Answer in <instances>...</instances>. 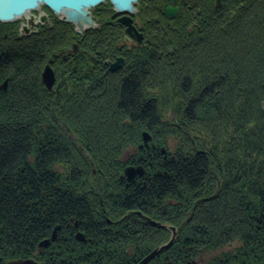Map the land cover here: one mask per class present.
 <instances>
[{
	"label": "trees",
	"instance_id": "1",
	"mask_svg": "<svg viewBox=\"0 0 264 264\" xmlns=\"http://www.w3.org/2000/svg\"><path fill=\"white\" fill-rule=\"evenodd\" d=\"M199 2L203 18L183 30L176 57L132 58L117 81L97 69L67 108L33 74L43 43L13 63L0 55L15 90L0 93V264L33 258L58 226L69 242L59 231L42 264H138L172 235L140 213L177 228L149 264H264V0ZM109 9L94 12L107 23ZM106 23L87 32L100 60L118 55ZM143 125L156 146L125 159ZM128 166L147 173L121 183Z\"/></svg>",
	"mask_w": 264,
	"mask_h": 264
},
{
	"label": "rangeland",
	"instance_id": "2",
	"mask_svg": "<svg viewBox=\"0 0 264 264\" xmlns=\"http://www.w3.org/2000/svg\"><path fill=\"white\" fill-rule=\"evenodd\" d=\"M219 1H220V5H217V0H213V2H214L213 6L215 8H221L222 7V4H223V1L224 0L222 2H221V0H219ZM167 2H169V0H152L151 2H146L145 1V3L143 4L139 0L137 2V4H136V11L133 13V15L137 13L138 14V16L136 18L137 21L140 23V25H142V24L145 25V24L148 23V20L149 19L151 21L154 20V17H150V16H155V15H157L160 12V10H158V6L159 7H164ZM215 2H216V4H215ZM201 4L202 3L199 2V3H197L195 5L194 0H186L184 2V5H186L188 7L187 10H189V8H190V11H192L195 15H197V17H198L197 19L199 21H201V19L203 18L202 17L203 11H199V8L201 6H203ZM101 5H99V6H101ZM99 6H97V7H99ZM97 7H95V8H93V9L90 10L91 15L93 17H95L96 26L95 27H90V26L89 27H86L83 31H80V29L74 23L66 22V20H65V18H64L63 15L56 14L55 12H53L52 10H50L49 8H47L45 6H41L39 9L33 11L32 14L44 12L42 10L45 9V8H47L48 9V13L51 12L53 14V16L56 18V20L54 21V24H53L54 27L49 28V26H44V27L41 28L40 31L42 33H40V34H39L40 31H39L36 34H31L29 36H25L26 34L24 33V31L21 30L20 22L27 20V17H23V18H20L18 20L12 21V22H1L0 21V55L2 56V58L5 57L7 60H9L10 63H13L11 61L14 60V59H19L20 58V60H21L22 55H24L22 52H24V51L27 52V50H30L31 48L39 49L40 46H41V44L43 43L42 46H41V48H44L47 51V53L44 54V57L43 58L38 59V61L35 60L38 63L36 65V68L38 69V71H37V73L35 72L33 74H37L36 76L38 78L39 86H41L42 90L48 91L42 85V82H41V79L43 78L42 77V73L44 74L45 69H46V66H49V65L46 64V63H48L47 60L49 58L52 59L54 56L61 55L62 53H64L66 51L67 48H71L72 47V44H73V47L71 48V52L77 53V52H75V50H73L75 45L78 46V44H76V42L79 39H82V38H85V40H88V37H87V32L88 31L101 28L102 24L103 23L104 24L106 23V22H101L99 20V18L95 15V12L94 11H95V9ZM139 8H141V11H138ZM111 9L112 10H110V9L109 10L111 12L112 19L109 20L106 23L108 25V28L103 33H105V34L107 33V34H109L110 36H112L114 38V30H113L114 28L113 27H114V24H116V20L114 19V15L115 14H120V13H118L114 9V6L113 5H112V8ZM114 12H115V14H114ZM185 12H186V10H185ZM183 14H184V12L181 11V13L177 16L178 19L176 18L177 19L176 20L177 21L176 25L179 26V30H180V34L181 35L183 33V29H187V28L190 29L191 28V30H194L197 27L196 25H193V21L194 20L190 16V14H192V13H190L187 16H184ZM188 25H190V27H188ZM182 27H183V29H182ZM5 30H7V31H5ZM116 31L118 33L116 36L118 38H120L121 35H122V28H120L119 26H117L116 27ZM173 39L175 41L174 46H176L179 43V41H180L179 39L180 38L178 36H173ZM88 42L89 41H87V44L86 45H87L88 51H90L91 48L88 45L89 44ZM85 43H86V41H85ZM114 46L117 47V44H114ZM123 48H124L125 51L130 52V51L127 50V47L126 46H124ZM114 52H116V54H119L118 56H120V58L125 57L126 63L124 64V66L120 70L118 69V70H115V71H112L111 70V66H110V71L111 72H109L108 71V68H107L108 66L106 67L105 64H103V60H100V61H102V63L99 66V68H100V75L104 74L102 77L107 78L106 81H108V79H110V78L111 79L114 78L117 81L121 77L119 73H121V72H123L125 70H126V72L132 71V69H131L132 67L131 68L129 67V69H127L129 62H130V60L132 61V59L129 58V56H127V54H123V52H121L119 48L117 50H114ZM144 56H147V54H144ZM113 58H115V57L113 56ZM20 60L17 61V63H18L17 65L23 64ZM141 62H144V59L143 60L141 59ZM103 66H105V67H103ZM7 75H9V73H7V74L5 73V75H4V72L0 71V79L1 80L2 79L3 80L4 79H6V80L9 79L10 77H8ZM92 77H93V75H92ZM92 82H93L92 79H89V81L87 82L88 83V85H87L88 88L83 89V87H81V90L79 91L78 90V87H77L76 90H78L79 92H86L89 89V87L91 86ZM4 85L1 87L0 93H2V94H6V93L10 94V93H14L15 92V90L12 89L11 86H9V89H7V85H6V87ZM47 88H49V90H51L52 89V85H51V87H47ZM72 89L73 88H71L70 90H72ZM150 89H151V87L149 86L148 87V91H151ZM49 92H51L52 97H54V100L56 98V101H53V102L59 108H67L68 103L65 101L66 100V97L67 96H72L75 93V92H73V90H72V92H70V94H68V93H64V94H62V93H56L54 91H49ZM9 96H7V97H9ZM61 101H63V102H61ZM50 104L53 105V103H50ZM0 106H2L1 103H0ZM138 128H139V130H138L139 131V133H138V139L140 138L139 139V144H138V146L137 145L136 146H128L127 151H125L124 154H123V156H124L125 159L133 156L137 152L136 150H137L138 147L141 150L144 151L145 149H147V150L148 149L151 150L152 148L154 149V147L156 146V143H155L156 141H154V139L151 136V135L154 136L153 132L150 131V130H148L145 125H143L141 127L138 126ZM145 134L150 135L151 136V139H149L148 141H145V136H144ZM172 144H173V142L171 141V146H172ZM80 148H81V150H83L82 147H80ZM161 148H162L161 150L163 151V153L166 154L167 148L164 145H162ZM128 167H130V166H128ZM128 167H126V168H128ZM134 167H139V166H134ZM126 168L124 169L123 174L118 178V181L121 182V183H124V182L125 183H131V182H128L127 181V178H123L124 177L123 175L125 174ZM92 171L95 174L96 180H98L100 176H101V178L104 176V175H102L100 173L101 172V169H99L98 167H96V165H94L93 163H92ZM146 173L147 172L145 170V173L143 175L138 174L134 179H136L137 177H142V176L146 175ZM99 174H100V176H99ZM111 188H113V187L111 186ZM110 194H111V192H109V195ZM98 195L101 197L99 199L101 201L100 204L103 207H105L107 204H106V200H104L105 198H102V197H104L103 192L102 191L101 192H98ZM140 215H142L144 218L145 217H148L147 215H143L142 213ZM150 219H152V218H150ZM145 220L147 221L146 218H145ZM153 221H156V220H153ZM108 222L111 223L112 221H108ZM156 222H158V221H156ZM158 223H160V222H158ZM109 225L110 226H108L106 228V231L107 230L110 231V230H112V227H114V226H111L112 224H109ZM164 225H167V224H164ZM154 227L164 228V227H159V226H154ZM171 227H174V226H171ZM164 229H167L168 230L169 228L168 227H165ZM176 230H177V228H176ZM59 231H61V235L60 236L63 237L64 234L66 235V232L68 230H66V229L65 230L64 229L61 230V227L60 226H58L57 228H55L53 230L52 235L50 236V238L49 239H46V240H43L39 244L38 250L35 252V254L33 255V258H31V259L36 260L39 264H42V262L40 261V259L42 258L41 255H44L46 251H49V249H52V247L55 245V243H57V241L59 240L58 239ZM170 231L172 232V230H170ZM172 237H173V232H172V235L170 237V240H171ZM63 238H64L65 241H68L69 242V238H67V237H63ZM66 238H67V240H66ZM76 240L80 241L79 242L80 244L82 243V244H86V245L90 242V240L88 241L87 238H85L84 232H82L80 230H78V232L76 234ZM45 241H49V244L48 245H43V243ZM168 243L169 242H167V243H165L163 245H166ZM237 244H238L237 242H234L233 245H231L229 247L227 246L226 248H224L223 251H228V250H231L233 248H237ZM163 245H160V246H163ZM160 246H158V247H160ZM73 247H75V246H73ZM79 247L80 246L78 245V248ZM158 247H156L154 250H156ZM87 249L90 250L89 248H87ZM71 251L72 250H70L68 252H71ZM164 252L165 251L161 252L160 254H162ZM220 252L221 251L215 253L214 255H217ZM160 254H158V255H160ZM151 261H149L147 264H149ZM9 262L10 261L6 262V264H9ZM194 262H196V264H199V262L196 261V260Z\"/></svg>",
	"mask_w": 264,
	"mask_h": 264
},
{
	"label": "flooded vegetation",
	"instance_id": "3",
	"mask_svg": "<svg viewBox=\"0 0 264 264\" xmlns=\"http://www.w3.org/2000/svg\"><path fill=\"white\" fill-rule=\"evenodd\" d=\"M185 1L186 0H169V2H167L164 7L158 6V10H160V12L155 16H150L154 17V20L151 21L149 19L148 23L145 25H140V23L137 21V13L133 15L127 13L115 14L114 12V19L116 20V24H114V44H117V47H114L115 50L119 48L120 51L123 52V54H127V56H129V58L131 59H143L144 54H146L144 53V50L147 51L146 58L151 60L164 59L168 56V54L171 57H176L177 54L175 53L176 48L174 46L175 41L173 39V36L181 37L179 26L176 25V20L178 19L177 16L181 13V11H183L182 7ZM222 1L223 0H221V2ZM168 6L179 7L177 13L173 18L167 17L165 15V11ZM139 9L138 11H141V8ZM42 11L44 12L33 14L35 17V22L33 25L31 24V26L29 25L28 18L27 20L20 22L21 30L24 31V33L26 34L25 36L38 33L44 26H49V28L54 27L53 24L56 18L51 12L48 13L47 8L43 9ZM43 14L47 17L45 20L41 18ZM123 17H130V19H132V24L137 29L138 35H141V41L145 44V46H139V42L133 37H126V26L120 23V19ZM191 18H193L194 20L193 25H198L199 20L197 19V15L192 13ZM117 26L122 28V35L120 38L116 36L118 34L116 31ZM188 27H190V25H188ZM187 29L188 32L192 31L191 28ZM40 33L42 32L40 31L39 34ZM85 41V38H82L76 42V44H78V49L75 52L77 53L71 52V48L73 47L72 44V47L67 48L66 51L61 55L57 54L58 56H54L52 59L49 58L47 60L48 63L46 64L52 68L51 70L54 74L52 89L49 90V88H47L48 85L43 81V78L41 79V82L48 91L70 94L71 88H73V92L77 91V87L79 91L81 90V87H83V89L87 88V82L92 77V75H95L97 69L100 70L99 66L102 61H100L99 52H97L95 55H92L88 52ZM124 46H126L127 50L130 52L125 51L123 48ZM142 47L144 48V50ZM118 55L115 58L110 57L109 59L103 60V64H105L106 67L108 66L107 68L109 72H111L110 66L112 65V63L116 62L118 58H120V56ZM123 58V64H125L126 59L125 57ZM38 59H36V61H38ZM123 64L122 66H124ZM5 80L6 79H0V90L5 83L7 85V89H9V86L11 85L10 78L6 81Z\"/></svg>",
	"mask_w": 264,
	"mask_h": 264
},
{
	"label": "water",
	"instance_id": "4",
	"mask_svg": "<svg viewBox=\"0 0 264 264\" xmlns=\"http://www.w3.org/2000/svg\"><path fill=\"white\" fill-rule=\"evenodd\" d=\"M139 0H0V21L1 22H12L24 17L27 13L33 12L39 9L41 6H45L55 12L56 14H61L64 16L66 22L74 23L80 31H83L86 27H95V17H93L90 13V10L105 3L110 2L114 9L120 13L133 14L136 11L135 5ZM217 5H220V1L217 0ZM179 7L168 6L165 15L167 17L173 18L177 13ZM32 19H34V15L30 13ZM45 20L47 17L43 14L41 17ZM120 23L126 25L125 35L127 38L133 37L136 39H141V35H138V31L135 26L132 24V19L130 17H123L120 19ZM32 21L29 20V25L31 26ZM138 41V40H137ZM78 47L75 45L74 50L76 51ZM122 58H119L115 63L111 65V70L115 71L121 68ZM43 80L51 87L54 82V74L49 66L46 67L45 72L43 74ZM6 87V83L4 85ZM72 92V90L70 91ZM145 141L151 139V136L145 134ZM145 173V169L142 166L134 167L130 166L126 168L125 174L123 178H127L128 182H132L133 179L138 175H143ZM153 226L159 227H168L173 232V237L169 241L168 244L158 247L151 254H149L146 258H144L138 264H147L151 261L155 256L160 254L161 252L169 249L177 236V230L175 227H171L168 225H164L153 221L149 217H145ZM49 241H45L43 245H48ZM14 264H39L36 261L28 260H19ZM190 264H196L190 263Z\"/></svg>",
	"mask_w": 264,
	"mask_h": 264
},
{
	"label": "bare ground",
	"instance_id": "5",
	"mask_svg": "<svg viewBox=\"0 0 264 264\" xmlns=\"http://www.w3.org/2000/svg\"><path fill=\"white\" fill-rule=\"evenodd\" d=\"M105 3H107V2H105ZM104 4V3H103ZM111 8H112V4H111ZM135 8H136V5H135ZM30 13H32V12H30ZM30 13H27L24 17H27L28 18V20H31L32 21V25L34 24V22H35V18L34 19H32V16H31V14ZM23 18V17H22ZM136 40H138V42H139V46H145V44L144 43H142V41H141V39H136ZM143 48V47H142ZM143 50H144V48H143ZM144 53H146L147 54V51H145L144 50ZM116 57V56H115ZM147 56H144V60H146V59H148V58H146ZM167 59L168 58H170V59H172V57L168 54V56L166 57ZM165 58V59H166ZM142 59V58H141ZM115 63V62H114ZM113 64V63H112ZM122 64H123V61H122ZM124 65V64H123ZM122 66V65H121ZM123 67V66H122ZM121 67V68H122ZM120 68V69H121ZM99 78H101V76L99 77ZM88 88V87H87ZM152 136V135H151ZM141 214V213H140ZM156 257V256H155ZM154 257V258H155ZM22 260H28V259H22ZM30 260H32L33 261V259H30ZM34 261H36V260H34ZM16 262H19V260H13V261H10L9 262V264H14V263H16ZM36 263H37V261H36Z\"/></svg>",
	"mask_w": 264,
	"mask_h": 264
}]
</instances>
